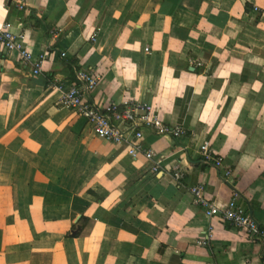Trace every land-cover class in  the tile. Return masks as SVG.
Here are the masks:
<instances>
[{"label": "crops", "instance_id": "obj_1", "mask_svg": "<svg viewBox=\"0 0 264 264\" xmlns=\"http://www.w3.org/2000/svg\"><path fill=\"white\" fill-rule=\"evenodd\" d=\"M25 4L0 0V25L41 64L0 46V264H264V241L189 190L221 210L237 194L264 228V0ZM77 66L98 72L102 109L148 103L187 135L144 128L153 159L98 137L59 104Z\"/></svg>", "mask_w": 264, "mask_h": 264}, {"label": "built area", "instance_id": "obj_2", "mask_svg": "<svg viewBox=\"0 0 264 264\" xmlns=\"http://www.w3.org/2000/svg\"><path fill=\"white\" fill-rule=\"evenodd\" d=\"M13 2L18 10L26 9L25 0H13ZM52 33L57 34L56 29ZM0 46L9 52L17 51L20 61L26 66H32L35 74L41 72V64L32 60L25 33L13 32L8 23L0 25ZM62 56H66V53L63 52ZM99 79V74L95 69L77 66L75 78L70 83L59 85L62 91L60 106L84 118L98 137L113 143L126 144L129 147V153L133 156L143 153L149 159H153V150L146 149L143 145L144 128L158 135H172L176 139L187 135L188 131L184 125L168 124L148 103L126 101L122 104L113 103L106 110L102 109L91 100ZM200 151L206 162L214 164L217 168H225L223 178L227 179L231 175V170L225 167L223 158L214 154L208 142L201 145ZM174 177L182 183L185 174L176 169ZM189 190L194 196L195 203L203 206L209 216H218L222 221L264 241V228L260 227L237 194L233 196L227 207L221 210L214 201H209L206 197L203 185L191 186ZM199 243L206 245V238L201 239Z\"/></svg>", "mask_w": 264, "mask_h": 264}, {"label": "trees", "instance_id": "obj_3", "mask_svg": "<svg viewBox=\"0 0 264 264\" xmlns=\"http://www.w3.org/2000/svg\"><path fill=\"white\" fill-rule=\"evenodd\" d=\"M12 1V0H11Z\"/></svg>", "mask_w": 264, "mask_h": 264}]
</instances>
